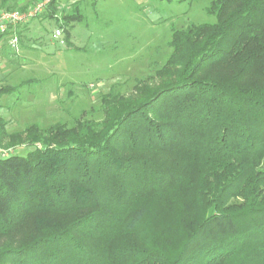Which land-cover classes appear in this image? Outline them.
<instances>
[{"label":"trees","instance_id":"16d2710c","mask_svg":"<svg viewBox=\"0 0 264 264\" xmlns=\"http://www.w3.org/2000/svg\"><path fill=\"white\" fill-rule=\"evenodd\" d=\"M207 11L100 120L0 156V264H264V0Z\"/></svg>","mask_w":264,"mask_h":264},{"label":"rangeland","instance_id":"374dc122","mask_svg":"<svg viewBox=\"0 0 264 264\" xmlns=\"http://www.w3.org/2000/svg\"><path fill=\"white\" fill-rule=\"evenodd\" d=\"M39 1L6 0L10 8L5 9L0 0V12L25 11ZM211 1L55 0L49 4L31 19L37 21V35L23 40L13 62L15 70L8 81L21 85L0 97V156L24 155L31 147L26 137L36 127V133L42 134L56 123L71 126L79 119L100 120V95L130 94L136 80L164 63L173 28L215 20L207 11ZM68 15L76 20L65 18ZM56 28L61 30L60 38L54 37Z\"/></svg>","mask_w":264,"mask_h":264},{"label":"crops","instance_id":"0c3cea01","mask_svg":"<svg viewBox=\"0 0 264 264\" xmlns=\"http://www.w3.org/2000/svg\"><path fill=\"white\" fill-rule=\"evenodd\" d=\"M36 22H37L36 20H30L24 24L17 25L16 27L9 29L6 33L0 35V88L15 87V89L8 91L6 93L13 92L21 85L20 84L21 82L18 84L9 83L8 79L9 76L12 74V72H14L15 70L13 69L14 67L13 62L15 61L16 56H18V54L21 52V48H22L21 45L23 44V40H28L32 35H37L38 29L36 27L38 26ZM14 35L18 37L17 49H13L9 44L10 40ZM5 49H8V51H6Z\"/></svg>","mask_w":264,"mask_h":264},{"label":"built area","instance_id":"2783aa9c","mask_svg":"<svg viewBox=\"0 0 264 264\" xmlns=\"http://www.w3.org/2000/svg\"><path fill=\"white\" fill-rule=\"evenodd\" d=\"M51 0H40L35 3L30 9L25 11L20 10H3L0 12V35L6 33L9 29L16 27L17 25L24 24L30 21L32 18L41 15ZM54 37H61V30L56 28L54 30ZM60 43H64L63 39H60ZM13 49H17L18 37L14 35L9 42Z\"/></svg>","mask_w":264,"mask_h":264}]
</instances>
